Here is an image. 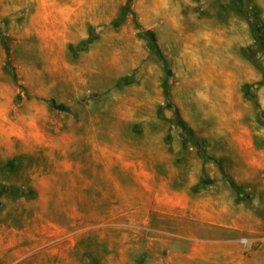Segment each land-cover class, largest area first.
Listing matches in <instances>:
<instances>
[{
  "label": "rangeland",
  "instance_id": "374dc122",
  "mask_svg": "<svg viewBox=\"0 0 264 264\" xmlns=\"http://www.w3.org/2000/svg\"><path fill=\"white\" fill-rule=\"evenodd\" d=\"M0 33V264H206L170 203L226 194L188 132L237 185L240 127L264 122V0H0ZM258 183L232 188L263 203Z\"/></svg>",
  "mask_w": 264,
  "mask_h": 264
},
{
  "label": "crops",
  "instance_id": "0c3cea01",
  "mask_svg": "<svg viewBox=\"0 0 264 264\" xmlns=\"http://www.w3.org/2000/svg\"><path fill=\"white\" fill-rule=\"evenodd\" d=\"M257 102L256 113L259 115L264 110V88L257 91ZM248 104L247 99L243 107ZM240 128L243 134L235 141L236 170L229 172L231 179L237 185L258 180L259 190L264 191V122L253 119ZM225 182L226 194L220 190L219 202L212 185H204L203 190L196 191L186 200L172 198L170 209L179 217L184 215L189 222L187 233L178 231L175 236L192 241L190 257L195 260H203L206 264H251L257 258L256 250H250L251 244H258L264 228V197L263 203L251 198V203L245 205L244 200H238L237 190L233 191L230 181L226 179ZM224 195L226 199H222ZM243 236H246L247 244L239 245ZM2 256L3 247L0 246V258Z\"/></svg>",
  "mask_w": 264,
  "mask_h": 264
},
{
  "label": "trees",
  "instance_id": "16d2710c",
  "mask_svg": "<svg viewBox=\"0 0 264 264\" xmlns=\"http://www.w3.org/2000/svg\"><path fill=\"white\" fill-rule=\"evenodd\" d=\"M128 12H129V8H128V6H125L122 9L120 15L114 20V24L115 25H119L124 20V17L126 16V14ZM139 34H140L141 37H143L148 42V44L151 46V48L156 52V54L158 55V57L160 58V60H161V62L163 64L164 71L166 73H168L170 71V69L168 67V64H167L164 56L162 55L157 42L154 40L152 35L149 32L144 31V30H140ZM253 34H254V37L256 39L259 38L257 32H255L254 30H253ZM0 37H1V40H3V36L1 35V33H0ZM3 44H4V47H5V50L8 51V48H7L6 44L4 43V41H3ZM7 64H9V61H7ZM165 94H166V97H168V91L167 90L165 91ZM177 118H179L178 115H177ZM182 123L184 124L183 121H182ZM183 126H184L185 130H187V132H188V128L186 127V125L184 124ZM188 138L197 147V149H198V151L200 153V156L204 160H213L214 163L219 167L222 175L225 178L229 179L228 175L224 171L223 164L221 163V161L218 160V159L212 158L204 150L203 139L198 137V136H196V135H194V134H191L190 132H188ZM232 184H233V186L237 187V185H235L234 183H232Z\"/></svg>",
  "mask_w": 264,
  "mask_h": 264
},
{
  "label": "built area",
  "instance_id": "2783aa9c",
  "mask_svg": "<svg viewBox=\"0 0 264 264\" xmlns=\"http://www.w3.org/2000/svg\"><path fill=\"white\" fill-rule=\"evenodd\" d=\"M244 241L246 242V239H245V238H242V239H241V242H244Z\"/></svg>",
  "mask_w": 264,
  "mask_h": 264
}]
</instances>
